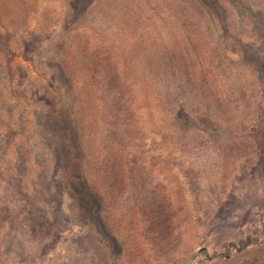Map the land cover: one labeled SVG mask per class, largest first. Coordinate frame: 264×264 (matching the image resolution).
I'll use <instances>...</instances> for the list:
<instances>
[{
	"label": "rangeland",
	"instance_id": "rangeland-1",
	"mask_svg": "<svg viewBox=\"0 0 264 264\" xmlns=\"http://www.w3.org/2000/svg\"><path fill=\"white\" fill-rule=\"evenodd\" d=\"M0 264H264V0H0Z\"/></svg>",
	"mask_w": 264,
	"mask_h": 264
}]
</instances>
